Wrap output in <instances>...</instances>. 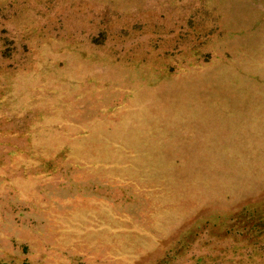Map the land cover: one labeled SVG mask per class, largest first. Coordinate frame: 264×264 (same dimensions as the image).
<instances>
[{
	"label": "rangeland",
	"instance_id": "374dc122",
	"mask_svg": "<svg viewBox=\"0 0 264 264\" xmlns=\"http://www.w3.org/2000/svg\"><path fill=\"white\" fill-rule=\"evenodd\" d=\"M0 146V264H264V0H0Z\"/></svg>",
	"mask_w": 264,
	"mask_h": 264
},
{
	"label": "crops",
	"instance_id": "0c3cea01",
	"mask_svg": "<svg viewBox=\"0 0 264 264\" xmlns=\"http://www.w3.org/2000/svg\"><path fill=\"white\" fill-rule=\"evenodd\" d=\"M5 149L9 152L10 150H15V148L13 147H6V146H0V184L2 182H4V179H9V181L13 182V179L15 178L16 174L14 173L15 171V166H12L11 168V173L8 172V174L6 172H1L2 169L5 168L4 165L2 164H7V166H9L10 163H13V159L11 157V159L13 160H10V157L8 160H5L4 156L1 155ZM7 175V176H6ZM4 193L0 192V213L2 214L4 211L1 212V209L4 208L5 209H9V208H12L14 207V204H15V201H16V195L14 196H10V194H7L9 196H3Z\"/></svg>",
	"mask_w": 264,
	"mask_h": 264
}]
</instances>
